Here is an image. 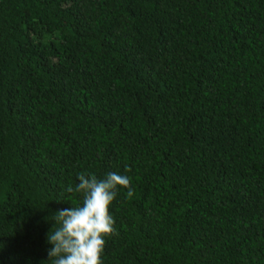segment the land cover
I'll return each mask as SVG.
<instances>
[{"label":"trees","instance_id":"obj_1","mask_svg":"<svg viewBox=\"0 0 264 264\" xmlns=\"http://www.w3.org/2000/svg\"><path fill=\"white\" fill-rule=\"evenodd\" d=\"M108 173L102 264H264V0H0V264Z\"/></svg>","mask_w":264,"mask_h":264},{"label":"clouds","instance_id":"obj_2","mask_svg":"<svg viewBox=\"0 0 264 264\" xmlns=\"http://www.w3.org/2000/svg\"><path fill=\"white\" fill-rule=\"evenodd\" d=\"M75 187L65 191L82 195L79 204L54 212L53 223L47 233V250L50 264H102L105 237L115 233L110 205L117 195V186L127 188L131 197L134 191L126 175L108 173L105 179L80 174Z\"/></svg>","mask_w":264,"mask_h":264}]
</instances>
